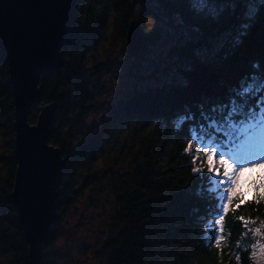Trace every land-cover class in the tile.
<instances>
[{
    "label": "trees",
    "instance_id": "16d2710c",
    "mask_svg": "<svg viewBox=\"0 0 264 264\" xmlns=\"http://www.w3.org/2000/svg\"><path fill=\"white\" fill-rule=\"evenodd\" d=\"M249 1L77 0L61 48L60 73L40 74V100L27 120L36 121L41 103L54 105L48 141L60 149L66 178L68 171L90 167L113 148L111 136H120L126 127L129 139L114 147L112 156L118 169L115 158L121 154L126 168L114 176L116 226L100 249L101 264H255L254 229L264 230L263 178L249 186L252 198H234L226 205L225 195L212 190L207 164L192 162L187 150L194 139L224 146L226 139L235 141L239 121L264 110V0H252L256 7L247 15ZM148 18L156 24L154 37L174 40L160 66L169 78L117 99L122 129L116 135L105 127L96 134L82 131L95 101L92 73L98 64L88 72V54L109 33L124 41L130 21L148 47L154 41L146 30ZM140 60L131 57L130 64L136 67ZM12 112L0 53V139L5 146L0 161V251L5 258L0 264H28L26 240L8 198L16 166ZM231 196L244 195L236 191ZM64 197L56 200L58 216ZM55 238L54 230L50 249ZM49 258L43 264H51Z\"/></svg>",
    "mask_w": 264,
    "mask_h": 264
},
{
    "label": "rangeland",
    "instance_id": "374dc122",
    "mask_svg": "<svg viewBox=\"0 0 264 264\" xmlns=\"http://www.w3.org/2000/svg\"><path fill=\"white\" fill-rule=\"evenodd\" d=\"M255 7V2L250 0L247 3V15H251ZM146 21V30L154 41L146 47L147 49L140 57L136 56L141 58L136 67L133 63L130 64L132 55L123 46L124 41L119 37H110V33L94 53L88 54V72H91V66L96 64V61L99 65L97 64L96 71L92 73V83L96 85L92 89L95 93V101L86 115L85 124L81 125L82 131L96 134L105 127L104 130L109 132L106 131L107 134L112 135L111 132L116 131V135L122 129V118H119L115 110L117 99L123 98L133 88L143 90L147 85L155 86L169 78L161 72L160 66L162 59L167 55L166 50L174 40L170 38L164 40L160 35L154 37L156 24L149 18ZM162 29L161 25L159 30ZM144 77L146 81L142 84L140 80ZM259 122L260 130L256 128L255 131L250 124L248 129L242 130L243 137L232 152H222V149L219 150L216 145L208 148L212 154L215 153V160L211 161L210 167L219 188H225V191H228L240 184L238 192L242 195L254 194L251 190L253 186L249 187L251 182L255 181L252 178L253 170L264 167V165L263 167L258 165L264 159V122L260 116L250 122L254 127ZM74 136L79 137V134L75 133ZM126 139H129V135L124 126L120 136H111V143L113 141L115 143L113 148L106 149L105 153L90 167L85 166L75 172L70 170L67 178L63 175L60 182L64 184L62 187L59 185L58 194V196H65L61 200L63 209L55 222L56 238L47 253L50 254L51 264H101L103 257L100 249L114 233L116 226V224L113 225L112 220L116 211V200L112 188L114 176L115 173L124 171L126 168L125 162L120 159L121 154L117 159L115 158L118 169L114 167L112 156L119 145L125 144ZM197 149L192 147V162L204 164L205 157L199 154ZM4 153L5 146L0 139V161ZM217 167H221L224 173H218ZM261 175L264 176V173ZM245 185L248 187L245 188ZM254 233L252 257L255 264H264V230L256 229ZM4 258L5 252L0 251V261Z\"/></svg>",
    "mask_w": 264,
    "mask_h": 264
},
{
    "label": "water",
    "instance_id": "95a60500",
    "mask_svg": "<svg viewBox=\"0 0 264 264\" xmlns=\"http://www.w3.org/2000/svg\"><path fill=\"white\" fill-rule=\"evenodd\" d=\"M77 0H0V53L7 65L13 97L16 166L9 200L26 240L28 264H43L58 219L56 200L65 172L60 149L49 143L55 107L41 103L34 123L27 114L40 100L42 72L59 74ZM147 39L139 26L127 24L124 46L136 58Z\"/></svg>",
    "mask_w": 264,
    "mask_h": 264
}]
</instances>
